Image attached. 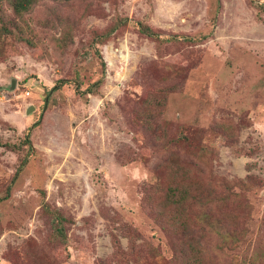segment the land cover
Segmentation results:
<instances>
[{
  "label": "rangeland",
  "instance_id": "rangeland-1",
  "mask_svg": "<svg viewBox=\"0 0 264 264\" xmlns=\"http://www.w3.org/2000/svg\"><path fill=\"white\" fill-rule=\"evenodd\" d=\"M0 26V264H176L144 196L173 160L237 233L201 235L212 263L264 264V0H0Z\"/></svg>",
  "mask_w": 264,
  "mask_h": 264
},
{
  "label": "trees",
  "instance_id": "trees-1",
  "mask_svg": "<svg viewBox=\"0 0 264 264\" xmlns=\"http://www.w3.org/2000/svg\"><path fill=\"white\" fill-rule=\"evenodd\" d=\"M6 1L10 4L14 13L21 14L28 10L37 0ZM116 27L117 26H115V28ZM0 30V35L3 31L4 33H9V30L5 26H0ZM139 31L147 37L158 38L159 36L150 26L141 23H139ZM55 88H57V85L52 87V89ZM149 104L152 103L149 102ZM152 105H159V102ZM146 115V118L149 120L154 118V114L150 111H147ZM36 124L35 122L32 126H36ZM30 128L31 127H29V129ZM180 140L182 142H188V133L181 134L177 141L180 142ZM24 141L28 147V152L21 159L13 178L23 169L28 161L29 154H32L34 151L28 133L25 134ZM166 169L168 177L165 181L166 183H170V185L166 190L164 198H161L159 195L162 191L163 182L153 183L149 186L144 196L145 200L151 201V213L155 221L161 228L176 237L177 241L174 247L175 256L173 262H176V264H203L204 260L209 259L207 264H213L209 253L201 243L204 238L202 236L210 235L211 233L217 234L221 238V245L219 248H222L225 243L234 242V239H237V233L236 231L225 229L222 219L220 217H215L212 213V201L214 202L218 199L216 197L209 198L208 195L210 192L208 191V186L205 190L197 191L180 187L175 183V178H178L182 170L185 171L186 169L175 160L169 161L166 165ZM204 195L205 199L203 200ZM194 204H198L201 210L194 212L192 210ZM47 211L53 215L55 234L62 240H65L66 233L63 227L64 216L57 211L53 212L48 209ZM259 261L260 254L255 251L251 254L248 264H257Z\"/></svg>",
  "mask_w": 264,
  "mask_h": 264
},
{
  "label": "water",
  "instance_id": "water-1",
  "mask_svg": "<svg viewBox=\"0 0 264 264\" xmlns=\"http://www.w3.org/2000/svg\"><path fill=\"white\" fill-rule=\"evenodd\" d=\"M14 87H15V79H12V80H11V83H10V88L12 89V88H14ZM31 108H33V107H31ZM31 108H28L27 112H28Z\"/></svg>",
  "mask_w": 264,
  "mask_h": 264
},
{
  "label": "built area",
  "instance_id": "built-area-1",
  "mask_svg": "<svg viewBox=\"0 0 264 264\" xmlns=\"http://www.w3.org/2000/svg\"><path fill=\"white\" fill-rule=\"evenodd\" d=\"M26 93H29L28 91Z\"/></svg>",
  "mask_w": 264,
  "mask_h": 264
}]
</instances>
